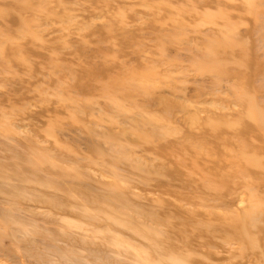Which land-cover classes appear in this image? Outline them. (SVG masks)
<instances>
[{
    "label": "rangeland",
    "instance_id": "rangeland-1",
    "mask_svg": "<svg viewBox=\"0 0 264 264\" xmlns=\"http://www.w3.org/2000/svg\"><path fill=\"white\" fill-rule=\"evenodd\" d=\"M256 112L264 0H0V264H264Z\"/></svg>",
    "mask_w": 264,
    "mask_h": 264
},
{
    "label": "bare ground",
    "instance_id": "bare-ground-1",
    "mask_svg": "<svg viewBox=\"0 0 264 264\" xmlns=\"http://www.w3.org/2000/svg\"><path fill=\"white\" fill-rule=\"evenodd\" d=\"M251 117L254 119V121L256 120L257 123L259 122L258 123L259 125L262 124L261 126L264 127V115L263 114L256 112V113L251 114ZM243 159H245V157ZM248 159L244 160V161H248ZM249 161L250 162H248V163H250L252 166L253 165L258 166V161L256 160V158L251 157ZM36 162H38V161H36ZM258 210H259V207L258 208H252L251 210L247 211L246 214H244L242 216L241 222L243 224L247 223V220L250 222L252 221V223L256 222L258 219ZM163 254H164V259L162 261H156L152 264H179L178 260L180 261V257L178 256V254L176 252L165 251V252H163ZM149 264H151V263H149Z\"/></svg>",
    "mask_w": 264,
    "mask_h": 264
}]
</instances>
